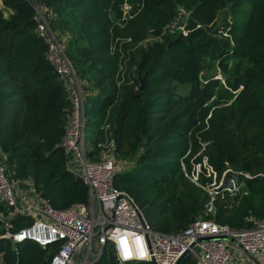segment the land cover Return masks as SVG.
Wrapping results in <instances>:
<instances>
[{"label": "trees", "instance_id": "obj_1", "mask_svg": "<svg viewBox=\"0 0 264 264\" xmlns=\"http://www.w3.org/2000/svg\"><path fill=\"white\" fill-rule=\"evenodd\" d=\"M37 2L51 10L57 37L68 35L65 54L85 94L87 144L98 150L102 127L110 126L116 159L134 161L113 184L134 199L154 231L177 233L196 219L243 229L264 218V0ZM2 5L0 151L15 178L31 180L53 208L87 204L86 187L65 168L69 100L36 33L34 12L27 0ZM125 5L131 17L123 18ZM179 9L187 14L186 34L165 32ZM220 12L224 18L215 24ZM126 45L137 46L128 62ZM212 67L222 78L203 79ZM208 168L217 182L229 169L228 177H250L238 175L239 193L216 196L212 212L204 190L212 183ZM0 213L7 217L9 209L0 204ZM31 223L21 215L0 220V264H49L55 247L2 237ZM94 264L119 263L104 250Z\"/></svg>", "mask_w": 264, "mask_h": 264}, {"label": "built area", "instance_id": "obj_2", "mask_svg": "<svg viewBox=\"0 0 264 264\" xmlns=\"http://www.w3.org/2000/svg\"><path fill=\"white\" fill-rule=\"evenodd\" d=\"M27 2L34 12L36 33L47 46V59L69 100L61 140L65 168L86 187L88 200L87 204H75L62 210L53 208L35 192L31 180L15 178L0 151V204L9 209L7 217L0 213V220L6 221L13 215L32 219L28 227L15 233L6 232L2 237L15 245L34 242L41 248L55 247L49 264H94L104 250L119 264H179L187 257L195 264H245L241 260L244 256L253 264L254 261L264 264V218L253 220L252 227L243 229L219 225L212 219H196L172 234L154 231L147 224L134 199L113 184L118 171L110 126L102 127L105 138L96 145L98 150L86 142L85 94L65 47L50 28L51 10L37 0ZM122 10L123 18L131 17L129 6H123ZM186 19L187 14L179 9L164 31L186 34ZM115 51L116 47H111V52ZM203 164L206 166V160ZM195 168L191 180L197 184L200 165ZM229 172L230 169L225 171L217 182L216 174L207 169L205 176L212 177V183L204 187L211 196L207 212H212L216 196L239 193L238 175L250 178L241 172H233L228 177Z\"/></svg>", "mask_w": 264, "mask_h": 264}, {"label": "rangeland", "instance_id": "obj_3", "mask_svg": "<svg viewBox=\"0 0 264 264\" xmlns=\"http://www.w3.org/2000/svg\"><path fill=\"white\" fill-rule=\"evenodd\" d=\"M1 3V2H0ZM1 6V4H0ZM2 8V7H0ZM223 12V11H222ZM224 18V14L220 12V14L217 16V20L215 22V24H220V22H222ZM59 40L61 41V43L63 44V46L65 47L66 46V41L68 39V35H59L58 36ZM137 48V46H134L131 48V46H128L126 45L125 46V49H128V53L126 54V59H125V62H128L129 61V56H130V53L133 52L135 49ZM207 73V74H206ZM210 74H215V76L217 78H222V75L219 73L218 70L215 69V67H212L210 69H207L204 71V73H202L201 77L204 79L206 76H209ZM177 89H178V92L182 95L186 94L187 93V86L185 85H177ZM88 134V133H87ZM86 134V137L88 136ZM134 165V161L131 160V161H128V160H116L115 162V168H116V172H125V171H128L132 168V166ZM21 189L23 190V186L21 185ZM96 249V247H94V250ZM242 261H244L245 264H253L251 260H248L247 257H242L241 258Z\"/></svg>", "mask_w": 264, "mask_h": 264}, {"label": "water", "instance_id": "obj_4", "mask_svg": "<svg viewBox=\"0 0 264 264\" xmlns=\"http://www.w3.org/2000/svg\"><path fill=\"white\" fill-rule=\"evenodd\" d=\"M175 42H177V40H176ZM175 42H173V43H175ZM171 44H172V43H171ZM143 87H144V79L142 78V79L140 80V86L137 88V90H141ZM253 261H254V260H253ZM254 263H255V264H258L256 261H254Z\"/></svg>", "mask_w": 264, "mask_h": 264}, {"label": "crops", "instance_id": "obj_5", "mask_svg": "<svg viewBox=\"0 0 264 264\" xmlns=\"http://www.w3.org/2000/svg\"><path fill=\"white\" fill-rule=\"evenodd\" d=\"M0 2H1V3H0V4H1V6H0V7H3V5H2V0H0Z\"/></svg>", "mask_w": 264, "mask_h": 264}]
</instances>
